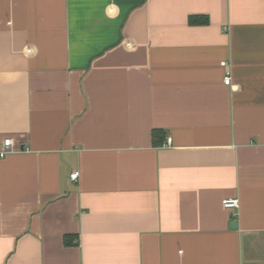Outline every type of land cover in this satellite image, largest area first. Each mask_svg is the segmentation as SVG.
Instances as JSON below:
<instances>
[{"label": "crops", "instance_id": "1", "mask_svg": "<svg viewBox=\"0 0 264 264\" xmlns=\"http://www.w3.org/2000/svg\"><path fill=\"white\" fill-rule=\"evenodd\" d=\"M5 139L0 264H264V0H0Z\"/></svg>", "mask_w": 264, "mask_h": 264}, {"label": "built area", "instance_id": "2", "mask_svg": "<svg viewBox=\"0 0 264 264\" xmlns=\"http://www.w3.org/2000/svg\"><path fill=\"white\" fill-rule=\"evenodd\" d=\"M224 84L229 85L231 82L230 73L226 72L224 75ZM171 143V138H168L167 144ZM12 141L11 139H5L2 143V149L0 150V158L6 157V155L12 152ZM80 174L78 172H74L69 176L70 181L76 182L79 178ZM239 206V201L237 199H226L222 201V207L226 210L235 211Z\"/></svg>", "mask_w": 264, "mask_h": 264}, {"label": "trees", "instance_id": "3", "mask_svg": "<svg viewBox=\"0 0 264 264\" xmlns=\"http://www.w3.org/2000/svg\"><path fill=\"white\" fill-rule=\"evenodd\" d=\"M193 22H196V20H192Z\"/></svg>", "mask_w": 264, "mask_h": 264}, {"label": "water", "instance_id": "4", "mask_svg": "<svg viewBox=\"0 0 264 264\" xmlns=\"http://www.w3.org/2000/svg\"><path fill=\"white\" fill-rule=\"evenodd\" d=\"M236 224H234V227H235Z\"/></svg>", "mask_w": 264, "mask_h": 264}]
</instances>
